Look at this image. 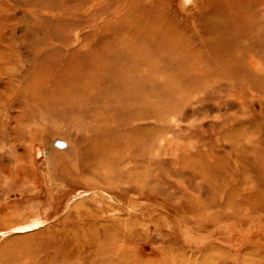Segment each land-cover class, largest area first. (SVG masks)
<instances>
[{
  "label": "rangeland",
  "instance_id": "rangeland-1",
  "mask_svg": "<svg viewBox=\"0 0 264 264\" xmlns=\"http://www.w3.org/2000/svg\"><path fill=\"white\" fill-rule=\"evenodd\" d=\"M0 1L17 17L8 35L22 37L33 16L38 50L58 49L59 67L101 47L109 23L133 28L115 35L128 59L111 72L90 60L75 76L103 113L73 132L92 140L114 115L111 152L57 147L52 171L44 91L24 90L39 51L0 57V105L27 116L18 136L0 116V264H264V0Z\"/></svg>",
  "mask_w": 264,
  "mask_h": 264
},
{
  "label": "bare ground",
  "instance_id": "bare-ground-1",
  "mask_svg": "<svg viewBox=\"0 0 264 264\" xmlns=\"http://www.w3.org/2000/svg\"><path fill=\"white\" fill-rule=\"evenodd\" d=\"M26 6H28V3ZM28 12H32V10ZM0 17H1L0 19L1 20V23H0V57H6L7 55H11L13 50L18 51V49H20L22 46L23 48H26L27 50L33 53L32 57L34 56V52L39 51L38 55L34 58V60L37 62H41V64L39 65L38 69L35 68V72H32L34 76H32L31 77L32 79L28 80L29 82L25 84L27 87L24 86L25 87L24 90L30 96H34V98H38V93H40L42 90L44 92L46 91L45 94L44 92L42 94V96L44 97V98L42 97L43 106L38 107L39 109H41L42 113H44L45 116H47V117L40 118L43 121V126H42L43 130H40V133L44 131L45 135H42V136H45V137H40L39 142L42 143L44 146V149H45L44 151L46 154V162H47L46 164L48 165L47 167L49 168V170L52 171L51 163H54L55 160L53 159L56 157V155L58 157L57 158L58 160H59V157L61 158L60 156L61 152L76 150V152H79L80 157H82L81 156L82 152H85V154H87L86 156L88 157L90 152L92 151L94 152L102 151L103 155L107 156L106 154L111 152V148H109V145H110L109 139L112 137L110 133H114V129L111 128L112 127L111 121L115 120L114 115L107 113L106 117H104L106 118L107 121L105 122L103 121L101 125L100 124L98 125V127L96 125L94 129L92 127V131H93L92 140L91 138H89V136H86L84 133H81V135L78 136L75 132H73L71 123L74 124V123L79 122L82 125L84 122L85 123L92 122V120L94 119L97 120L95 121L96 123L101 119L102 113H103V109H101L102 107H100L101 105L96 106V104L98 103L96 96L92 99L91 97H89L90 92L89 94L86 93L83 95L81 93L82 90H80L82 88H79L78 87L79 85H76V77H78V74H79L78 73L79 71H77V68L79 64L82 66H84L85 64L86 66V65H89V62L91 61L98 62L99 64V62H101L102 60H106L110 65L111 60L120 61L121 58H125V57H126L125 59H128L127 54L129 52L127 49L128 44L126 43V39L124 38L121 41L115 42L117 39L115 35L117 32L120 35L123 32L129 33V31L133 29L131 27L132 25L130 24L129 19H128V22L123 23L122 25H119V23L118 24L109 23L105 27L101 28L103 31L101 32L100 37L98 39L100 40L101 47L99 46V43L96 42V45L94 47H91V46L87 47L86 52L78 50L80 53L85 54L84 56L85 58L84 57L81 58L79 55V52H70L69 56L67 55V58H66V60H68V63L66 64V68H65V67H59L60 65L58 66L57 64V60L59 58H62L58 52V49H55L53 51L51 50V53H50L48 52L49 48L43 49V45H42L41 49L39 47V50H38V44H39L38 35H37V32H34V19H33L34 17L33 16L31 18H28V19H31L29 20L28 28L26 29V31L23 32L24 34L20 38L15 37L16 33H14L15 31L13 30L11 32L13 37L11 38L8 35L7 27H5L4 25L8 21L16 20L17 17L15 14L13 15L11 12H9L7 4L1 1H0ZM247 24H250V23H247ZM61 27L64 28L63 26ZM43 43L44 42H42L41 44ZM7 44L10 46V49L6 47L8 46ZM229 60H237L236 57L232 56L231 59H227L225 64H231L232 68H237L239 64L236 65ZM54 61H56L55 65H54ZM71 67L73 68L71 69ZM108 67L110 68H107V69H109L111 72V70L113 69V61L111 65ZM104 68L106 69V67ZM1 70L3 71L2 67L0 66V72ZM117 73H123V72H117ZM48 83H50V85H48ZM96 89H97V96L100 97L99 95L103 93V90L101 91V86L99 85L98 87H96ZM17 91H22V90L17 89ZM78 96L79 97L83 96V98H80L82 99L81 101H78V98H79ZM13 107H14V103L7 102V101L5 102L4 105H0V109H1L0 116L3 117L7 121V125H6L7 129L9 130V128L13 127L14 132L18 136L20 133V129H17V127L14 126V124L15 122H16V125L21 124L22 122L25 123L27 116L26 117L24 116L22 120L20 121L19 120L20 114L17 113L16 115L14 112L15 109ZM93 108L96 109L97 112ZM4 109L7 110V112H5ZM35 109L36 108H34V111ZM38 112L41 113L40 111ZM48 117L50 118L48 119ZM51 118H53V120L56 119V122L52 121ZM126 118L127 116H124L122 119H126ZM64 121L68 123L67 127L62 124ZM11 124L12 126H10ZM34 124L35 122L33 121L32 125ZM25 126L26 125L24 124V128L27 131V127ZM99 126L102 127L101 132L99 131V128H100ZM8 137L9 136L7 134L6 128L4 129L0 127V142L7 140L6 138ZM11 146L13 150H15L17 153L19 152L20 154L17 156V161L21 164L23 163L22 165H24V169H27L28 166H25V164L28 163L27 160L24 159L22 162L21 158L19 157L21 156V153H22L20 152L21 151L20 148H18L15 143L12 144ZM57 147L64 148V151H59L60 153L55 152L54 150L57 149ZM2 155L4 156V154ZM3 156H1V158ZM3 161L9 162L8 160H5V159ZM107 162L111 163V165L109 166H112L113 161L107 160ZM56 176L57 175L54 174V177L56 178V180H58L59 177H56Z\"/></svg>",
  "mask_w": 264,
  "mask_h": 264
}]
</instances>
